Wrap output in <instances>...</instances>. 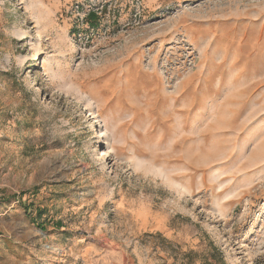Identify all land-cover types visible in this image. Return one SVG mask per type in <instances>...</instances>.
<instances>
[{
    "label": "rangeland",
    "instance_id": "rangeland-1",
    "mask_svg": "<svg viewBox=\"0 0 264 264\" xmlns=\"http://www.w3.org/2000/svg\"><path fill=\"white\" fill-rule=\"evenodd\" d=\"M0 264H264V0H0Z\"/></svg>",
    "mask_w": 264,
    "mask_h": 264
},
{
    "label": "trees",
    "instance_id": "trees-1",
    "mask_svg": "<svg viewBox=\"0 0 264 264\" xmlns=\"http://www.w3.org/2000/svg\"><path fill=\"white\" fill-rule=\"evenodd\" d=\"M95 14H92V16H94Z\"/></svg>",
    "mask_w": 264,
    "mask_h": 264
}]
</instances>
